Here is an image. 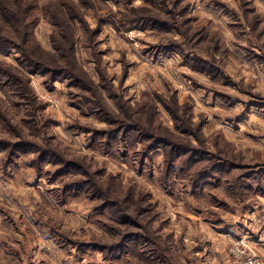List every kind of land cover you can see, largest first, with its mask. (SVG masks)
<instances>
[{
	"label": "clouds",
	"instance_id": "1",
	"mask_svg": "<svg viewBox=\"0 0 264 264\" xmlns=\"http://www.w3.org/2000/svg\"><path fill=\"white\" fill-rule=\"evenodd\" d=\"M221 2L234 14L216 0H0V111L50 157L0 150V264H264V0ZM197 41L234 82L231 107L207 76L201 89L189 79L184 49ZM97 100L105 113L92 111ZM184 132L202 161L187 170V157L174 167L172 147L148 138ZM68 163L86 183L57 179ZM126 215L141 224L131 242Z\"/></svg>",
	"mask_w": 264,
	"mask_h": 264
},
{
	"label": "rangeland",
	"instance_id": "2",
	"mask_svg": "<svg viewBox=\"0 0 264 264\" xmlns=\"http://www.w3.org/2000/svg\"><path fill=\"white\" fill-rule=\"evenodd\" d=\"M114 2L119 3L120 0H114ZM129 2H130V0H129ZM145 2L149 3V4H153V2H151V0H145ZM216 2H217V5L221 9H223L225 14H234L233 10L230 9L227 4L222 3L221 0H216ZM153 5H155V4H153ZM81 6L85 9L93 7L91 0H81ZM73 11H74V15H76V16L80 15L79 12H76L75 10H73ZM182 11H185V10H182ZM166 15H171V13H166ZM152 17H154V19L156 21H158V23L145 21L142 19L146 26L151 25L152 29H154L156 31L163 32V33H170L173 31H179V29L177 28V26L174 23L170 24L168 20L163 19L159 16H152ZM36 19H37L36 23H38V17ZM157 19H159V20H157ZM53 39L55 40V38H53ZM198 43H199V41H197L195 43L189 42L191 50H188L187 48L184 49L186 52V55H188L189 57L192 58L189 61V66L192 68V71L194 73H196V76H190L189 79L192 81V84L197 89H201V88H204L205 85L200 83L198 77L200 75L207 76L214 83L219 85L218 88L210 89V91L217 98V103L218 104H224V105L231 107L232 106L231 101L233 98L230 96V93L226 89L234 86V82L231 81V78L227 76V72L225 71V68L221 64L217 63L216 60L206 58L205 54H201L199 49L196 47V44H198ZM56 47H59V48L65 47V44L63 42V37H61L59 40H56ZM166 47H180V46L175 45L173 43V44L167 45ZM59 48H57V49H59ZM193 60L195 61L194 64L192 63ZM49 68L56 69L53 67H49ZM4 71H6V70H4ZM217 73H219L220 75H215ZM8 75H9V81L6 83L12 84V86L14 88H19L22 86V78L19 75H16L14 73H8ZM90 103H92L94 105L92 108L93 112L98 113V114L105 113L106 109H105L102 101L97 100V101H92ZM179 106H180V102L178 100H176L172 104H166L165 110L168 111L169 114H171L175 117L177 112L179 111ZM0 124H2L4 126L3 128H0V131L5 132L8 135L14 136L17 138L16 142L14 144L10 140L0 139V150H5V148H11L14 152L16 150V148H18V145H21L24 142L26 144L30 143L32 145L30 147L31 149L28 150L27 152L21 151L24 154H29L31 152L37 151L35 148H33L34 146L40 147L39 145H36L32 140L26 138L23 135V133L15 125L12 124L11 120L9 119V116L5 113V111H0ZM100 135H102V133H99V136ZM186 135H188V133L184 132L181 134V137H179V138H169V136L165 135V134L153 136L152 133H149L148 138L149 139H155L156 138V139L165 140L166 143L172 147L171 157H172V162H173L174 167L177 164H179V162L181 161V159L183 157H187V159L185 160V170H187L188 168H190L193 165V163L199 164L202 161L198 157H192V156L188 155V153H187L188 145L183 140V137ZM151 136H153L155 138H153ZM159 141H161V140H159ZM45 150L49 151L46 148H45ZM55 159H56L57 163L64 164L62 158L55 157ZM249 167L259 168L260 165L259 164H253V165H249ZM70 169H71V172H70ZM76 171H79V169L75 168L71 163H68V164L62 166L60 169H58L57 179H60V178L68 179L69 184H66V187H69V186L76 187V186H79L83 183H86L84 181H78V180L72 179V173H74ZM261 171H264V168H261ZM174 174L180 175L181 173L179 172V170H177ZM117 191H119L118 188H113L114 193ZM95 199H96V203H97L98 208H103L105 206L104 202H102L100 197H95ZM140 215H143V212H141ZM154 219H156V217H153V220ZM126 221H127V223L125 224V229L127 230V235L125 236V239H127L131 242L132 240H134L135 238H138L140 236V233L134 232L131 229L134 227L141 226V224H140V221H138L134 215H126ZM166 223L167 222H165V224ZM163 226H165V225L162 224V227ZM115 231H121V229H116ZM88 246L89 245H87L85 243V247H88ZM113 246H116V245H113ZM93 250H106V246L97 243L94 246Z\"/></svg>",
	"mask_w": 264,
	"mask_h": 264
},
{
	"label": "trees",
	"instance_id": "3",
	"mask_svg": "<svg viewBox=\"0 0 264 264\" xmlns=\"http://www.w3.org/2000/svg\"><path fill=\"white\" fill-rule=\"evenodd\" d=\"M151 2H153V4H156V0H151ZM73 14H74V11H73ZM138 19H140V20H145V21H150V22H157L158 23V21H156L155 19H154V17H152V16H143V17H138ZM36 20L37 19H35V20H33L32 22L34 23H36ZM157 20H159V19H157ZM57 48H59V47H57ZM32 59V63L36 66V70H43L45 67H47V65L44 63V64H42L38 59H35V58H31ZM47 71H49V72H53V73H55V72H57V71H59V69H52V68H49V67H47ZM97 134V136H99V133H96ZM151 137H153V136H151ZM153 138H155V137H153ZM155 140V142H157V143H161V142H163V143H166V141L165 140H162V139H154ZM159 140H161V141H159ZM168 140V139H167ZM25 143V142H24ZM22 143L21 145H18V148H16V150H20V151H23V152H27L28 150H30L31 148V144L30 143ZM33 148H35L37 151H39L40 152V156L38 157V160L39 161H41V162H43L45 159H48L49 158V151H47V150H45V149H41L40 147H38V146H34ZM32 148V149H33ZM15 150V151H16ZM14 151V152H15ZM172 164H173V162H172ZM60 172V171H59Z\"/></svg>",
	"mask_w": 264,
	"mask_h": 264
}]
</instances>
